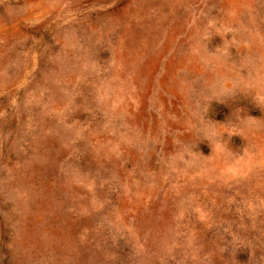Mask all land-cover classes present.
<instances>
[{
    "label": "rangeland",
    "instance_id": "rangeland-1",
    "mask_svg": "<svg viewBox=\"0 0 264 264\" xmlns=\"http://www.w3.org/2000/svg\"><path fill=\"white\" fill-rule=\"evenodd\" d=\"M0 264H264V0H0Z\"/></svg>",
    "mask_w": 264,
    "mask_h": 264
},
{
    "label": "clouds",
    "instance_id": "clouds-1",
    "mask_svg": "<svg viewBox=\"0 0 264 264\" xmlns=\"http://www.w3.org/2000/svg\"><path fill=\"white\" fill-rule=\"evenodd\" d=\"M209 27H212V26L209 25ZM227 31H232V30H231V29H228ZM211 35H212L211 32H207L206 35H205V37H204V39H208V38H210ZM228 53H229V48H224L223 50H221V54H222V55H228ZM212 134H213V135H216V132L213 130V133H212Z\"/></svg>",
    "mask_w": 264,
    "mask_h": 264
}]
</instances>
